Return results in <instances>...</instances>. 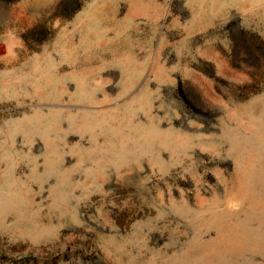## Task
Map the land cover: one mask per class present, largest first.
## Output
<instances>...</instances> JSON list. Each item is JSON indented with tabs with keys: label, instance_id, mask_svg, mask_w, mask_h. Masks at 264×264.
I'll return each instance as SVG.
<instances>
[{
	"label": "rangeland",
	"instance_id": "1",
	"mask_svg": "<svg viewBox=\"0 0 264 264\" xmlns=\"http://www.w3.org/2000/svg\"><path fill=\"white\" fill-rule=\"evenodd\" d=\"M0 264H264V0H0Z\"/></svg>",
	"mask_w": 264,
	"mask_h": 264
}]
</instances>
